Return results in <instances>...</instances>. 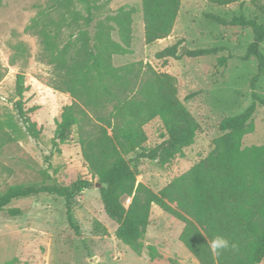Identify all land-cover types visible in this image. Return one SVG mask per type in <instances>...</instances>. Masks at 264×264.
<instances>
[{"label":"trees","instance_id":"1","mask_svg":"<svg viewBox=\"0 0 264 264\" xmlns=\"http://www.w3.org/2000/svg\"><path fill=\"white\" fill-rule=\"evenodd\" d=\"M110 2L54 0L24 29L38 39L40 51L36 60L51 68L47 85L70 97V104L62 108L55 122L51 145L59 152L58 145L65 143L75 128L90 180H77L68 187L46 185L48 175L43 171L40 185L12 186L0 193V213L20 217L23 211L14 206L17 201L54 196L63 200L66 223L79 235L72 221L71 202L98 183L103 186L98 189L103 211L117 226L115 238L135 255L142 253L150 211L156 206L183 225L178 240L198 264H260L264 258V146L243 147L242 138L253 131L254 115L264 114V99L255 92V86L264 79V25L255 17L242 15L230 21L210 17L226 26L247 27L252 33L253 40L245 52L235 56L241 62L254 59L256 63V73L249 83L250 103L240 113L220 120L221 135L205 158L153 191L137 182L127 156L136 153L133 160L165 165L191 144L197 125L178 99L175 77L150 65L112 66L111 56L130 45L131 11L106 14L104 10ZM180 2L141 0L145 44L170 35ZM62 27L71 30L65 40L60 36ZM114 30L121 45L111 39ZM220 51V47L188 49L173 45L160 51L157 58H199ZM227 60L228 57L220 56L217 63L224 66ZM25 91L24 76L18 73V100L13 107L25 134L37 142L41 130L24 108ZM155 118L163 121L167 138L151 150H140L147 140L143 128ZM2 130L0 121V133ZM216 235L230 242L218 258L207 246V240Z\"/></svg>","mask_w":264,"mask_h":264},{"label":"rangeland","instance_id":"2","mask_svg":"<svg viewBox=\"0 0 264 264\" xmlns=\"http://www.w3.org/2000/svg\"><path fill=\"white\" fill-rule=\"evenodd\" d=\"M53 1L0 0V193L12 186L40 185L43 171L48 175L46 185L68 187L77 180H90L75 128L68 140L58 145L59 152L51 145L55 122L62 108L70 104V97L47 85L51 68L36 60L38 39L24 32ZM122 9L131 11V40L127 49L111 56L112 66L150 65L175 77L178 99L197 125L191 144L165 165L133 160L136 153L127 156L137 182L158 191L205 158L221 135L220 120L240 113L250 103L249 83L256 63L254 59L241 62L235 56L245 52L253 40L252 33L247 27L226 26L210 17L230 21L242 15L255 17L264 25V0H181L170 35L150 45L143 39L141 0H111L104 13L114 15ZM70 31L62 27L61 39L65 40ZM110 36L121 45L116 30ZM173 45L188 49L220 47L222 51L199 58H157L160 51ZM261 48L264 53V44ZM220 56L228 57L224 66L217 63ZM18 73L24 76L26 86L24 108L41 130L37 142L25 134L13 107L18 100ZM255 92L264 99V79L255 86ZM253 125V131L242 138L243 147L264 146L263 113L254 115ZM143 129L147 140L140 150H151L167 138L160 118ZM14 206L22 209V216L10 218L0 213V264H198L178 240L183 225L156 206L150 211L140 256L115 238L117 226L105 215L95 187L71 202L72 221L79 235L67 225L60 198L39 195L19 200Z\"/></svg>","mask_w":264,"mask_h":264},{"label":"clouds","instance_id":"3","mask_svg":"<svg viewBox=\"0 0 264 264\" xmlns=\"http://www.w3.org/2000/svg\"><path fill=\"white\" fill-rule=\"evenodd\" d=\"M207 246L211 254L215 257H219L221 252L230 247V242L228 239L223 236L216 235L211 239L207 240ZM232 248H235V245H231Z\"/></svg>","mask_w":264,"mask_h":264},{"label":"water","instance_id":"4","mask_svg":"<svg viewBox=\"0 0 264 264\" xmlns=\"http://www.w3.org/2000/svg\"><path fill=\"white\" fill-rule=\"evenodd\" d=\"M101 187H103V186L100 185V184H98V183H95V188H96V189H99V188H101Z\"/></svg>","mask_w":264,"mask_h":264},{"label":"built area","instance_id":"5","mask_svg":"<svg viewBox=\"0 0 264 264\" xmlns=\"http://www.w3.org/2000/svg\"><path fill=\"white\" fill-rule=\"evenodd\" d=\"M129 201H130V199L128 198V199L125 200V203L128 204Z\"/></svg>","mask_w":264,"mask_h":264}]
</instances>
